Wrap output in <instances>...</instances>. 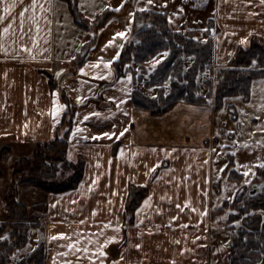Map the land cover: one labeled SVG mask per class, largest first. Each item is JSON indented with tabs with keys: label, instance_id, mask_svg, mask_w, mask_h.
Returning a JSON list of instances; mask_svg holds the SVG:
<instances>
[{
	"label": "crops",
	"instance_id": "1",
	"mask_svg": "<svg viewBox=\"0 0 264 264\" xmlns=\"http://www.w3.org/2000/svg\"><path fill=\"white\" fill-rule=\"evenodd\" d=\"M171 2L168 12L163 0H77L88 21L114 11L91 32L77 25L66 0H0V145L9 149L6 161L27 159L37 144L69 131L67 160L84 162L75 189L47 195L44 264H229V225L217 226L212 213L247 182L235 184L231 199H218L221 180H229V155L241 176L242 170L228 146L218 160L209 139L238 136L242 147L235 152H247L256 176L264 166V112L242 114L252 126L244 134L238 106L254 102L264 111V75L253 80L248 102L233 96L220 108L212 101H180L161 113L136 108L137 87L117 61L141 26L134 24L135 12H161L172 27L171 16L196 8L195 0ZM208 12L206 37L197 28L195 39L214 37L215 67L247 48L252 36L264 40V0H211ZM255 91L262 92L259 99ZM254 115H261V126ZM225 119L239 130L214 133ZM68 120L70 127L63 124ZM130 185L147 189L133 215L127 211ZM222 216L226 221L227 210Z\"/></svg>",
	"mask_w": 264,
	"mask_h": 264
},
{
	"label": "trees",
	"instance_id": "2",
	"mask_svg": "<svg viewBox=\"0 0 264 264\" xmlns=\"http://www.w3.org/2000/svg\"><path fill=\"white\" fill-rule=\"evenodd\" d=\"M66 1L77 25L91 32H96L104 26L114 14L113 10H106L94 20L88 21L79 11L77 0ZM133 21L135 25L141 24V26L136 31L133 42L126 47L117 61L118 67H124L131 62L142 63L160 52H167L165 60L158 64L151 78L153 85L159 88L165 82H170L169 92L165 95L161 87L156 99L134 91L132 103L136 108L151 113H161L180 101L193 105H205L208 104V99H214L215 107L220 108L225 98L233 96H240L243 101L248 102L253 80L264 75V40L259 36H252L247 48L239 47L226 66L215 72V81L212 79L206 81L208 93L207 98H204L199 95L200 88L196 77L204 71L209 73L214 71V37L209 36L204 42H200L195 39L197 29H190L185 33L176 32L165 14L152 10L135 12ZM93 43L94 39L86 45V48ZM187 58L192 59L189 66L185 68ZM79 62L80 59L75 65ZM47 77L52 87V74L48 73ZM233 118L235 119L234 116ZM63 124L71 126L69 120L63 121ZM68 134L69 131L62 139L55 138L48 143L37 144L32 157L19 160L14 165L12 176L15 180L18 179L19 185L34 186L53 194L67 192L78 186L83 176L84 162L82 159L76 163L67 160ZM227 159L224 174L232 182L240 184L242 176L234 169L233 157L229 155ZM27 170H29L28 173H25ZM59 171H61V179L57 181ZM69 171H73V175L66 177V172ZM256 174L258 177H263L264 166L260 167ZM16 194V189L14 191L13 188L3 197L7 220L0 228V237L7 227L11 228L10 238L14 240V243H20L13 246V249H19L26 243L27 233L24 230L41 229L37 218L29 215L32 208L29 209L17 202ZM146 194V188L130 185L127 211L133 215L134 209L140 205ZM228 209L237 210V213H230L226 224L231 225L239 219L242 223L237 229L228 228L232 231L229 264H258L264 256V221L259 213L246 217L242 214L250 210L264 211V195H261V192L253 196L247 193L245 197L242 196L241 191H238L233 201L224 202L222 208L213 211L212 219L217 222V226L221 222L218 219ZM44 256L45 249L41 245L26 261L19 264H43Z\"/></svg>",
	"mask_w": 264,
	"mask_h": 264
},
{
	"label": "rangeland",
	"instance_id": "3",
	"mask_svg": "<svg viewBox=\"0 0 264 264\" xmlns=\"http://www.w3.org/2000/svg\"><path fill=\"white\" fill-rule=\"evenodd\" d=\"M154 1H159V0H154ZM195 1H196V8H190V13L184 12L185 14L181 18L176 17V16H171L172 17V23H171L172 28L180 30L181 33H185L186 31L190 29L198 28L203 32L200 35L206 37V35H203V34H205L204 30L207 27L206 18L208 19V17H210L208 8L210 9L211 7V0H207V1L195 0ZM163 3H164V9L168 12H171V8H170V4L172 3L171 0H163ZM166 5H167V8H170L169 10L166 8ZM188 14H190L192 18H190ZM209 36H211L210 33H209ZM205 40L203 39V41H200V40H197V41L204 42ZM167 55H168L167 52H160L155 57L145 62H142V63L141 62H131V63L126 64L124 67H121V68H124L126 72H129L131 74L134 84L137 87L135 88V92L140 93L143 96H147L149 98H155V99L157 98L158 90L161 87L164 90L163 93L165 95L169 92V86H170L169 81L162 84V86L159 88V86L153 85V82H152L153 80L151 78L158 64L164 61ZM191 59L192 58L185 59V65H186L185 68L189 66ZM77 61H79V59ZM220 68L221 67H215L214 65V68H213L214 71L212 73H209L208 71H204L203 73L199 74L196 77V82L198 83L199 88H200L199 95L203 96L204 98H207L206 94L208 93V88L206 85V81L209 79H212V81H215V78H214L215 72H217L218 69ZM212 96L214 97V95ZM261 96H262V92L257 94V92L255 91V97H258V98H254V99H259ZM240 99L242 98L240 97ZM208 101L210 102L212 101L214 103V99H208ZM253 103L254 102L251 103L252 106L248 105L247 108L245 104H244L245 106L244 105L238 106L239 113H241L240 122H241L242 130L244 134H247L248 132H250L249 130L252 127L248 125V118H250V114H254V113L259 114V113L264 112L262 110L257 111ZM233 113L234 112H232V115H234ZM221 114H223V112ZM242 114L247 115L248 118L245 119ZM254 116L259 119V125L261 126L262 125L261 115H254ZM221 128H225V130L227 131L230 130L234 132L235 130H239V127L236 128L235 125L229 122L227 119H225L224 121H220L218 128L217 129L213 128V132L216 133ZM234 137H235L234 139L229 138V137L226 138V136H223V135L220 136V133H219L218 135L211 136L209 141H211L212 145L216 146V151L219 152L220 158H218V160H222L223 155L225 154L224 152L226 150L227 151L234 150L235 157L239 161L238 167L242 170V179H243L242 182L243 181L247 182L246 186L240 188L239 190L242 191V196L246 197L248 191L253 185H261V184L264 185V176L258 177L257 174L255 176V170L251 167L252 163H249L250 159L248 158L247 152L245 151H237V153L235 152L236 149L237 150L241 149L242 144L240 143L241 139L238 136H234ZM235 145H237V147L233 148V146ZM226 146H228L227 149L225 148ZM33 153H32V156H33ZM7 156H9V149L5 148L4 144L0 145V171H1L0 228H2V226L5 224L7 220V214L5 212V203H4L3 197L6 196L9 192H11L13 188H14V191L16 189V192H17L16 201L25 205L29 209L32 208L29 212V215L35 216L38 222L40 223V227H41V229L32 228L30 230L28 229L27 231L24 230L27 233L26 243L19 249H13V246H15L16 244H20V243H17V242L14 243V240L10 238L11 228L7 227L4 234L0 237V244H2V246L0 247V264H19L23 261H26L28 257L34 251H36L41 245L43 246L45 245L44 243L45 234L44 233H45V226L48 220L47 219L48 217L47 216V195L49 194V192H46L41 189H37L34 186L23 187L19 185L18 179L15 180V177L13 178L12 176L13 167L18 161L14 165H12L13 160L9 159V161L7 162L6 161ZM243 157L245 158L244 161L241 160V158ZM28 171L29 170L25 171V173H28ZM60 174H61V171L58 172L57 181L61 179ZM71 175H73V171L66 172V177H71ZM221 181H222L221 194H215V195H217L218 199H221V200L223 198L231 199L234 191L238 189L236 188V185H235L236 182H232L231 180L225 181V179H222ZM261 195H264V186L261 190ZM240 207H243V206H240ZM227 212H228V215L230 213L236 214L237 210L228 209ZM254 213H259L262 216L263 221H264V211L262 210H258V211L250 210L246 214L243 213L242 215L246 217L247 215H252ZM225 216H221L218 219V221H221L220 223L224 227H226L227 225L225 221V218L227 216L226 217ZM241 224H242L241 220L239 219L231 223V225L229 224L228 228L233 227L234 229H237ZM231 237H232V231H230L229 229V239H231ZM229 243L231 244V242ZM44 249H45V246H44ZM228 258L230 261V255Z\"/></svg>",
	"mask_w": 264,
	"mask_h": 264
},
{
	"label": "water",
	"instance_id": "4",
	"mask_svg": "<svg viewBox=\"0 0 264 264\" xmlns=\"http://www.w3.org/2000/svg\"><path fill=\"white\" fill-rule=\"evenodd\" d=\"M263 184H261V185H253L252 187H251V189L249 190V195L250 196H253V195H256V194H258V193H260L261 192V190H262V188H263Z\"/></svg>",
	"mask_w": 264,
	"mask_h": 264
},
{
	"label": "snow or ice",
	"instance_id": "5",
	"mask_svg": "<svg viewBox=\"0 0 264 264\" xmlns=\"http://www.w3.org/2000/svg\"><path fill=\"white\" fill-rule=\"evenodd\" d=\"M152 2V0H149V3H151ZM7 10V9H6ZM8 31V29L6 28L5 29V32H7ZM118 35H123V33H118ZM108 63H111V61H109ZM81 71H83V69H81ZM87 118V117H86ZM122 134V133H121ZM98 135H101V134H98ZM102 135H109V134H107V133H104V134H102ZM61 235H63V234H61ZM106 254V253H105Z\"/></svg>",
	"mask_w": 264,
	"mask_h": 264
}]
</instances>
